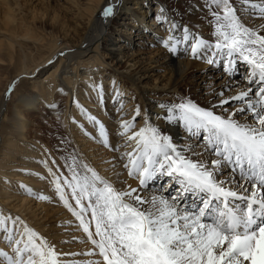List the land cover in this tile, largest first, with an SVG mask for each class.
I'll return each instance as SVG.
<instances>
[{"label":"snow or ice","instance_id":"1","mask_svg":"<svg viewBox=\"0 0 264 264\" xmlns=\"http://www.w3.org/2000/svg\"><path fill=\"white\" fill-rule=\"evenodd\" d=\"M119 6L105 0L100 17L114 18ZM201 7L207 37L161 7L154 15L164 30L157 46L218 66L227 83L203 102L181 93L155 102L156 111L136 105L125 112V93L113 80L107 91L116 105L114 127L74 97L81 119L70 114L65 122L110 153L102 163L111 167L97 168L66 130L51 148L34 149L39 158L29 162L39 173L18 170L43 189L17 187L63 207L88 250L64 252L58 245L67 241L0 210L5 264H264V0H202ZM253 15L259 23H250ZM240 64L246 87L236 88ZM86 87L104 105L103 83ZM48 107L60 110L56 101ZM57 123L64 126L60 117ZM173 125L183 129L182 141L174 139ZM76 256L90 259H67Z\"/></svg>","mask_w":264,"mask_h":264},{"label":"bare ground","instance_id":"2","mask_svg":"<svg viewBox=\"0 0 264 264\" xmlns=\"http://www.w3.org/2000/svg\"><path fill=\"white\" fill-rule=\"evenodd\" d=\"M25 2L26 4L28 3L26 0ZM70 2L76 6L74 10L76 11L75 15L77 20L80 21L82 24L87 25L86 34H84V36H81L79 40H75L74 37L70 35L71 30L74 27H71L68 21L64 20V18H61L60 15L58 16V14L55 13L51 16L50 14H48V12L47 21L44 20V18H38L37 16L39 20L36 22H42L43 28H46V26L48 28L51 27V31L45 32V36L42 35L39 37L38 35L41 34L35 33V29H38V27H35L34 24L35 18H32L31 23L29 22L31 20L28 21L27 13L24 9V6L19 2V0H0V28L7 32H11V36H8L9 38L6 40L7 42H4L5 47L9 51L15 52L14 49L16 45L12 43L14 37L15 39L21 42L29 41L41 45H46L47 43L50 44V55L45 58H41V60H35L37 63H34L35 65L32 69H29V67L25 64L28 60L24 62L23 59L22 64L20 66L21 69L15 73L16 75L14 74V78L22 75L35 73V70L38 67H46L47 65L55 63V66L51 68L47 74L43 75L44 77L42 76L35 80L38 82H36V85L33 86L32 95L28 97L27 93L22 95H17V93H15V95L17 96L10 103V118L12 119V122L14 124L13 127L9 126V128L13 129L12 132L14 134H17L18 138L25 136L24 133L27 127L29 126V124L26 122V115L29 114V112L39 110V105L48 106L53 101V95L55 91L60 94L58 90L61 88L64 89L65 93H67L65 97H68L70 99L69 102L67 101V104H70L74 97L78 98L86 108L90 109L91 112L95 111V113L102 115L101 119L104 122L108 119L106 123L114 127V122L117 117V112L115 111L116 105L112 102L110 96H108L109 93H106L104 105L98 107L96 104L95 94L92 93L91 95H89V89L86 87V85L88 84H85L86 82H89V84H91L92 81L95 80L96 82H102L105 89H108L110 87L111 83L109 84L108 82H112L111 79H105L103 76H101V70L103 69H97L98 66L103 63L107 64L110 67H112L110 62L115 63L117 67L119 65H125V68L123 69L125 71V78L127 79V81L131 82L135 90L140 93L138 97H135V101H139L136 103H142L144 106L141 107L142 109L147 108L153 111L157 110L155 108V102L174 99L175 96L178 94V90L182 88V86L187 87L189 93L191 91V94H198V89H200V91L202 89L207 90L208 94L212 90L219 89L222 87V85L227 83L228 79H225V81L218 83L217 88L214 87L216 83H208V85L205 86V83L208 82L207 79L206 82L205 80H203V86L199 85L197 86V88H195L196 85L193 82L195 80L193 79L197 78L195 74L198 70L197 68L203 65L205 68L208 66V64H206L205 62L203 63V61L190 59L185 56H173L167 54L161 47L157 51V54L154 59H149V63H147V60L137 61L136 59L141 56V54L138 53H134L132 55L136 57L126 56L127 54L125 46H130L131 43L129 41L127 42L119 40V38L112 37L114 33L116 34L115 36H120L118 34L122 32V29H118L115 27V19L123 15L128 17L129 21H127L126 23H121L119 25H127L134 28L135 31H133L134 33H132L134 34V36H141L145 33L150 35L161 36L164 34V30L158 29L157 23L154 20V15L158 12L159 4H155L154 0H120L119 11L117 12L114 18H111L109 20H104L99 15L101 6L105 3V0H84V3H79L72 0ZM42 3L47 4L49 3V0H40V4ZM192 3L194 6L192 8L193 12L189 11V15L187 16L179 15L177 11L172 12L171 10H169V14H174L175 16L186 21V25H188L190 28H193L194 26L195 28L198 26L204 27V25H202L200 22L196 20H191L193 16L198 17V14L204 13V10L200 5L202 3V0H195L192 1ZM2 7L4 8L2 9ZM161 7H164V5H161ZM18 16H20V18H18ZM254 18L257 17L253 15L251 20H253L254 23H259L258 19ZM147 21L150 22L148 23ZM177 22L185 24L179 21L178 19ZM107 26L110 27L106 30ZM21 27H23L24 29L27 28L29 30L27 32L25 31V33H22V31H20L21 33H19L18 29H20ZM155 29H157L158 32L155 31ZM207 29L208 28H206V31ZM153 38L155 39V37ZM153 38H149L146 41L153 42ZM58 42H61V44L58 45ZM2 43L3 42H0V62L3 61L2 56L4 55H2L1 45L4 44ZM69 45L71 46L70 48ZM67 47L69 49H74V53L71 54V52H68L65 54L64 52L66 50H69ZM20 48L22 47L20 46ZM101 50L105 51L108 54V57L111 60L109 63H106L104 58L100 56L99 52ZM61 53H64L65 55H60L59 57H56L57 60L53 63L52 60L54 59L55 55ZM152 62L156 64L155 67H153L154 65L152 64ZM157 65L158 67H163V69L167 71L166 80L161 81L160 78H158L156 79L155 86H151L149 88L143 87V81L149 80L154 77L153 74L155 73ZM93 73H95L97 76H95ZM208 77L213 78L212 75H207L205 78ZM219 77L221 78L222 75L220 74ZM114 81L117 82L116 79H114ZM233 81L234 85H240L238 80L235 79ZM22 83L25 84L26 82L23 81ZM0 86L1 113L2 109L6 106V101L8 100V98H5V90L7 89V85H3L2 81L0 80ZM21 86L23 85L21 84ZM119 86L121 91L125 93L124 89L121 88V85ZM244 87H246V85ZM35 92H38V94L35 95ZM107 97H109L110 100H108ZM125 108L128 109V106H126ZM130 108L131 105L129 109ZM73 111L75 112L77 110L73 108ZM103 112H105L106 114H103ZM108 115L110 116V118H112L110 121ZM172 130L174 139L176 141L179 142L184 139V133L182 128H180L178 125H173ZM81 137L85 138L83 136ZM23 147L24 144L18 145L16 142L11 141L10 137H6L4 140L3 152L2 154H0V167L5 165L7 159L11 158V154L20 153L19 149ZM89 152L91 151L89 150ZM35 153L38 152L30 148L28 152V157L25 156V159H33L35 157ZM106 175L112 176V173L108 172L106 173ZM154 189L155 188L152 189L153 192H155Z\"/></svg>","mask_w":264,"mask_h":264},{"label":"rangeland","instance_id":"3","mask_svg":"<svg viewBox=\"0 0 264 264\" xmlns=\"http://www.w3.org/2000/svg\"><path fill=\"white\" fill-rule=\"evenodd\" d=\"M26 1L28 2L27 4L25 0H19V2L24 6V9L27 13L28 21L31 20L29 21L31 23L32 18L33 17L35 18L34 24H35V27L36 26L38 27V29H35V33L41 34V35H38L39 37L42 35L45 36L46 35L45 32L51 31V27L48 28L46 26V28L45 27L43 28L42 22H36L39 20L38 18L40 17L44 18V20L47 21L48 20L47 12L51 16L54 15V13L58 14V16L60 15L61 18H64V20L68 21L71 27H74L71 30L70 35L74 37L75 40H79L81 36H84V34H86L87 25L82 24L80 21L77 20L76 15H75L76 11L74 10L76 6L70 2L72 0H49V3L47 4H43V3L40 4V0H26ZM73 1L84 3V0H73ZM192 1H195V0H154L155 4H159L158 10L161 8V5L162 6L164 5V7L167 8V10H171L172 12L177 11L179 15H186V16L189 15V11L193 10L192 8L194 6H193ZM3 8L4 7H2V9ZM197 16L198 17L193 16L191 20H196L200 22L202 25H204V27L198 26L195 28V30L199 31L205 37H207L209 35V30L207 29L206 31V28L208 27H207V22L204 20V13H200ZM18 18H20V16H18ZM175 18H177L182 23H185V24L187 23L186 21L182 20L181 18L177 16H175ZM254 19H258V18H254ZM127 21L129 20H128V17H126L125 15L115 19L114 21L115 27L118 29H122V32L118 34L120 36H115L116 34L114 33L112 37L119 38V40H123L127 42L129 41L131 43L130 46H125L126 54H127L126 56L130 57L134 53H138V54H141V56L138 59H136L137 61L147 60V63H149V59H154V57L157 54V51L160 48L156 44L157 38L159 36L150 35L147 33L142 34L141 36H134V34H132L134 33L133 31H135L134 28L127 26V25H119L121 23H126ZM147 22L149 23L150 21H147ZM0 23H1V18H0ZM250 23L256 24L253 22V20H251ZM110 26H107L106 30ZM18 30H19V33H21L20 31H22V33L23 32L25 33V31L27 32L29 29L27 28L24 29L23 27H21ZM155 31L158 32L157 29H155ZM8 36L9 37L11 36V32H7L0 28V42H3V43L7 42L6 40L9 38ZM153 37H155V39ZM149 38H153L154 43L146 41ZM13 40H12V43L16 45L14 49L15 52L9 51L5 47V43L4 44L2 43L3 45H1L2 55L3 54L4 55L2 56L3 61L0 62L1 63L0 64V80L2 81L3 85L5 86L7 85L5 94L8 91L9 86L12 85L13 83L15 84V88L12 91L10 98L5 95L6 96L5 98H8V100L6 101V106L2 109L0 113V154H2L3 152V145H4V140L6 137H10L11 141L16 142L18 145L24 144V147L19 149L20 153L11 154V158L7 159L4 166L0 167V210H2L5 214L11 213L13 216L21 217L27 223L36 227L44 235L53 234L55 235L58 241H67V243H62L58 245L59 247L62 248L64 252H72V253L87 252L88 246L77 242L79 237L81 236V232L77 231L76 226H75L76 222L74 221V218L69 213H67L66 210L63 209V207L56 206L53 204H48L43 201H38L36 199H33L32 197L25 195L23 191L17 187L18 183L22 182L23 184L31 186L34 189H43L44 185L41 181H39L35 177H28V176L20 175L18 170L20 168H23L26 170H31L36 173H39L40 168L37 165L30 163L29 161L31 159L30 160L25 159L26 158L25 156L28 157L29 149L30 148L41 149V145L51 148L53 144L56 143V137L58 135H61V136L65 135L66 130L70 132V137L73 139L74 144L78 146L82 150L83 154L87 157V159L91 161L100 170L109 168L111 166V165L102 163V159L109 158L111 154L107 153L99 145L91 142L90 140H86V138H82L81 136H83V134L77 129L75 125H71L69 129L68 124L64 120H67L70 114L75 116L77 120L81 118L78 114V111H75V112L73 111L74 107L72 105V101L70 102V104H67L70 101V99L68 97L58 94L56 91L53 95V101H56L60 105V110L52 111L49 109L48 106L39 105L38 107L39 110L29 112V114L26 115V118H27L26 122L29 124V126L27 127L24 133L25 136L18 138L17 134H14L12 132L13 129L9 128V126L13 127V124H14L12 122V119L10 118L11 114L9 112L11 111V106H10L11 101L14 100L17 95H22L26 93L28 97L32 95L33 86L36 85V82H38L35 80L47 74L49 70L55 66L54 61L56 62L57 60L56 57H59L61 55V54L55 55L54 59L52 60L54 64L47 65L46 67H43V66L38 67L35 70V73L22 75V76L14 78V76L16 75L15 73L21 69L20 66L22 64L23 59H24V62L28 60L25 64L26 66L29 67V69H32L35 65L34 63H37L36 62L37 60H41V58H45L48 55H50V51H49L50 44L47 43L49 45L48 46L47 44L41 45V44H35L33 42H29V41L21 42L15 39V37ZM60 44L61 42H58V45ZM20 46L22 48H20ZM70 47L71 46L69 45V48ZM74 51H75L74 49H69L68 51L66 50L64 53L66 54L68 52H71V54H73ZM99 53H100V56L104 58L106 63H109L111 61L108 57V54L105 51L101 50ZM132 57H136V56H132ZM110 64L112 67L103 63V64H100L97 69L99 70L103 69L101 70V73H102L101 76H103L105 79L110 78L111 81L116 79L117 84L121 85V88L124 89L126 93V96H124L125 107L128 106V109L124 107V111L128 112L132 108H134L136 105H139L140 107H144L142 103L138 104L136 102H139V101H135V97H138L140 93H138L135 90L132 83L127 81V79L125 78V71L123 70L125 68V65H122V66L119 65L117 67L116 64L113 62L112 63L110 62ZM152 64L154 65L153 67L156 66V64H154L153 62ZM197 69L198 70L195 73L197 78L193 79L195 80L193 81L194 84L196 85L195 88H197V86L199 85L203 86L204 85V84L202 85L203 80H205L206 82L207 79H208V82L205 83V86H207L208 83H214V84L216 83L214 87L217 88L219 82H222V81H225V79H228L227 77L223 76L218 66L211 67L208 65L207 67L204 68V65H203ZM245 72H246V66L243 64H240L239 72L233 78V80L235 79L238 80L240 85L233 84V87L240 88L242 86L243 87L245 86L244 81H243V76ZM219 73L222 75L221 78L219 77L220 75ZM93 74L97 76L95 73ZM153 75H154L153 78L143 81V87L149 88L151 86H155L156 79L158 78H160L161 81L166 80L167 71H165L163 67H158L157 65L155 69V73ZM207 75H212L213 78L211 77L205 78ZM23 81H25L26 83L23 84L22 83ZM108 83L110 84L111 82L109 81ZM21 84L23 86H21ZM85 84H89V82H86ZM108 89H106V93H109L107 91ZM207 92H208L207 90L202 89L200 91V89H198L197 90L198 94H191V91L189 93L187 87L182 86V88L178 90V94L176 96L183 93L185 95L191 96L195 100L203 102L205 97L207 96ZM15 93H17V95H15ZM36 94H38V92H35V95ZM108 96H110V93ZM107 99L110 100L109 97H107ZM130 105H131V108L129 109ZM61 112H63V116H61ZM92 113L98 114V113H95V111H93ZM103 114H106V113L103 112ZM99 115L100 114H98V117ZM57 117H60L61 122H64L63 127L58 126ZM108 117L110 121L112 118H110L109 115ZM99 118L101 119L102 115H100ZM89 150L91 152H89ZM196 150L199 151V149H196ZM34 158H39L38 153H35ZM0 160H1V157H0ZM6 179L10 181L11 183L10 184L5 183ZM154 190L156 191V189ZM0 250H9L2 236H0ZM67 259L86 261L90 259V257L76 256V257H67ZM0 264H5L2 258H0Z\"/></svg>","mask_w":264,"mask_h":264}]
</instances>
